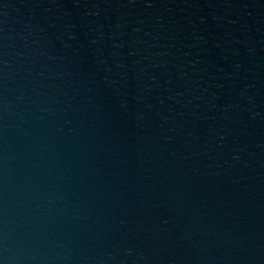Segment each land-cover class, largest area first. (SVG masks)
I'll return each instance as SVG.
<instances>
[{
    "label": "water",
    "instance_id": "water-1",
    "mask_svg": "<svg viewBox=\"0 0 264 264\" xmlns=\"http://www.w3.org/2000/svg\"><path fill=\"white\" fill-rule=\"evenodd\" d=\"M0 264H264V0H0Z\"/></svg>",
    "mask_w": 264,
    "mask_h": 264
}]
</instances>
